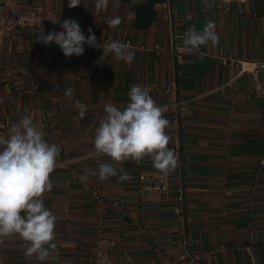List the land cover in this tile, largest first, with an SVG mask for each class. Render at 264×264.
Wrapping results in <instances>:
<instances>
[{"label": "crops", "instance_id": "obj_1", "mask_svg": "<svg viewBox=\"0 0 264 264\" xmlns=\"http://www.w3.org/2000/svg\"><path fill=\"white\" fill-rule=\"evenodd\" d=\"M32 1L18 0L20 9L28 8ZM160 1L120 0L116 7L114 0H109L105 9L97 10L94 0H82L81 5L71 9L68 0H43L44 8L58 15H75L86 25L98 22L97 43H102L101 36L130 41L134 60L126 64L109 56L100 62L103 49L87 44L82 56L65 57L55 42H36L40 33L33 28L19 29L14 38L0 44V121L7 130L23 116L31 115L49 143L59 145L70 155L82 156L95 150V130L105 114L104 105L124 108L132 86L147 87L158 106L166 104L168 95L149 87L151 83L167 85L173 77L169 54L153 49L169 41L167 25L154 7ZM173 9L178 17L175 33H186L192 25L202 30L211 20L219 44L201 46L198 54L183 53L181 95L192 97L213 91L190 103L183 137V167L181 172L178 166L168 174L167 198L140 199L139 174L160 172L147 156L139 164L132 160L117 164L96 154L82 159L77 171L89 176L87 187L80 180H71L67 168L56 167L50 175L52 190L42 196L44 206L56 216V251L45 261L35 255L26 256L28 244L15 235L0 243L3 264L90 262L95 222L89 182L98 179L101 163L122 167L129 177L103 181L105 189L119 196L126 209L124 220L109 213L102 222L103 233L116 242L110 250L113 264H169L176 256L179 226L173 207L175 187L181 179L188 188L193 217L191 250L224 244L227 248L213 255L214 264H264V165L256 173L263 149L261 104L249 94L252 77L239 75L238 63L221 60L228 54L242 60L264 58V0H216L210 8L205 0H173ZM130 13H134L131 18ZM112 16L122 18L116 28L105 23ZM43 30L45 34L63 31L58 26ZM82 31L86 37L90 35ZM183 39L177 44L182 45ZM257 77L264 81V69L257 70ZM4 82H8L9 92L2 91ZM31 83L38 86L37 91L18 92ZM69 87L72 95L65 96L64 90ZM77 101L87 106L83 117L75 108ZM164 115L170 121L166 132L170 136L168 147L173 150L171 113L165 110ZM250 219L256 232L252 254H247L236 247L243 244Z\"/></svg>", "mask_w": 264, "mask_h": 264}, {"label": "clouds", "instance_id": "obj_2", "mask_svg": "<svg viewBox=\"0 0 264 264\" xmlns=\"http://www.w3.org/2000/svg\"><path fill=\"white\" fill-rule=\"evenodd\" d=\"M135 2V0H134ZM216 0H205L207 7H213ZM82 0H68V8H76ZM97 10L105 9L109 0H94ZM119 7L120 0H114ZM134 13L129 14V18ZM192 19L191 16L186 17ZM59 23L63 31H50L43 28L36 42L59 45L65 57L82 56L84 45L103 49L100 62L113 56L116 60L131 64L134 53L127 43L114 40L110 43H97V38L88 31L83 34L78 20L65 19L52 21ZM122 22L120 16L106 18L109 28H116ZM219 44V36L213 21L205 22L202 30L195 25L189 27L182 42L185 54H198L201 46ZM72 88L64 90L65 96L72 95ZM79 115L83 117L87 106L75 103ZM165 109L158 106L147 87L134 85L128 93V103L124 108L115 104L104 105V115L99 120L94 136V149L97 156H107L113 162L132 160L139 164L146 156L153 166L164 175L170 174L179 166L178 155L168 147L170 136L166 129L170 121L164 115ZM60 147L45 139V132L34 124L31 115L23 116L8 129L6 137H0V243L5 238L18 235L28 242L26 256L35 255L40 261L47 260L54 251L56 216L44 206L42 199L46 191L52 190L50 175L56 168ZM92 175H97L92 172ZM111 177L128 179L123 168L117 169L111 163L98 165V179L103 182ZM79 180L87 187L88 175H80ZM0 264L3 259L0 258Z\"/></svg>", "mask_w": 264, "mask_h": 264}, {"label": "built area", "instance_id": "obj_3", "mask_svg": "<svg viewBox=\"0 0 264 264\" xmlns=\"http://www.w3.org/2000/svg\"><path fill=\"white\" fill-rule=\"evenodd\" d=\"M154 7L159 11V17L166 23L169 41L162 46H154L156 51H166L171 59L173 77L167 85L159 83L149 84L150 88L161 89L169 97L166 104L162 105L165 110L171 113V145L174 152L179 158V170L182 171L183 167V137L185 130L186 118L190 113V103L195 99H199L212 93L202 92L192 97H184L179 91V78L181 76L180 66L183 63V50L182 45L177 44V40L183 39L185 33L178 34L174 31V26L178 20L177 15L174 13L173 0H162L154 4ZM65 19H75L79 21L81 29L89 33L88 29H92V33L97 35L98 22L91 21L89 25L81 22L75 16H61L52 11L46 10L43 5V0H33L32 4L25 9H20L18 0H0V44L6 38H14L16 32L24 27H31L37 33H40L42 28L46 26H58L59 23L52 21H63ZM90 34V33H89ZM101 42L107 44L114 40L127 43L131 47V42L128 40H121L119 38L100 37ZM222 61H229L238 63L240 66L239 75L247 74L253 79L252 90L250 95L259 100L261 104L262 122L260 126V133L263 139V149L259 154L257 161L256 173L264 165V81L258 79L257 70L264 69V58L256 60H242L234 57L232 54L221 56ZM38 90L35 83H31L26 89L19 90L18 92L32 93ZM2 91L9 92L10 87L8 82L2 85ZM8 133L7 128L0 121V137H6ZM95 154V150L89 154L78 156L68 154L62 147H60V155L57 159L56 167H65L71 174V180H79V176L83 175L77 171V166L82 159ZM91 194L94 198V222H95V236L91 248V260L88 264H113L110 257V250L115 245V240L107 237L103 233L102 222L106 215L111 213L116 218L124 220L126 217V209L121 198L113 193L108 192L104 183L99 179L89 182ZM138 186L140 191L141 200H149L156 197L158 200H165L170 190L168 175L161 172L155 173H140L138 176ZM66 188H70V181L67 182ZM175 195V205L173 207V214L179 226L178 248L176 256L169 262V264H214L213 255L227 247L224 244H219L212 248L202 249L200 251L191 250V223L193 220L192 214L189 209V196L188 188L184 181L181 179L177 182ZM255 192V184L250 188V204ZM255 228L249 220L245 228V239L243 244L237 246L241 252L252 254L253 240L255 235ZM25 244L28 242L25 241Z\"/></svg>", "mask_w": 264, "mask_h": 264}]
</instances>
